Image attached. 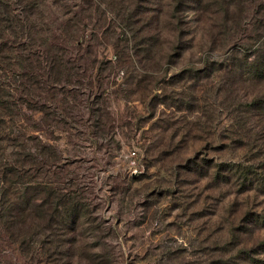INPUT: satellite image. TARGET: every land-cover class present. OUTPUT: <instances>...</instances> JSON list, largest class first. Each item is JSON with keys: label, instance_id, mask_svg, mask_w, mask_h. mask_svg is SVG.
Here are the masks:
<instances>
[{"label": "rangeland", "instance_id": "rangeland-1", "mask_svg": "<svg viewBox=\"0 0 264 264\" xmlns=\"http://www.w3.org/2000/svg\"><path fill=\"white\" fill-rule=\"evenodd\" d=\"M175 3L140 0L129 23L106 6L109 40L82 21L60 76L26 82L0 148L43 182L46 220L24 236L0 226V264H264V81L225 67L264 0H245L246 24L215 44L212 13L188 22L194 0L173 31Z\"/></svg>", "mask_w": 264, "mask_h": 264}, {"label": "trees", "instance_id": "trees-1", "mask_svg": "<svg viewBox=\"0 0 264 264\" xmlns=\"http://www.w3.org/2000/svg\"><path fill=\"white\" fill-rule=\"evenodd\" d=\"M139 1L0 0V132L9 130L13 133V127L17 124L19 116L18 108L25 105L21 94L24 89L27 91L26 82L31 76L35 78L36 83H39L41 75L54 78L63 72L62 66L68 62L64 55L66 50L64 42L74 43L79 47L85 45L84 38L80 39L78 33L80 26L83 25L82 21L85 23L88 19L89 23H93L94 28L98 29L97 33L105 28L103 35L108 39L110 35L108 28L104 27L107 22L104 8L109 6L112 9V16L116 15L117 20H121L122 23H129L132 16L144 13L142 9L138 13L135 11H131L130 15L126 13ZM175 1L174 20L169 21L168 25L172 26L173 31L182 32V22H185L182 17H188L185 14L189 10L185 7L186 0ZM234 1L231 2L237 10L227 8L223 13L217 9L214 14L206 8L204 0H194L197 7L188 22L193 28V24L205 20V17L212 13L209 20L220 21L214 24L210 32L214 44L217 42L216 34L223 29H227L228 32L237 29V32L234 31L237 34L246 24V20L242 21L245 0ZM213 6L217 7L215 4ZM181 12L185 14L182 15ZM161 13L165 12L161 11ZM262 15L263 18H260V13L253 14L252 21L246 25L252 26L249 37L251 42L238 43L230 47L233 48L232 61L225 67L232 66L233 74L239 81H264V22H261V19L264 20V12ZM111 21L113 23L110 22L109 25L113 24L112 30L117 32L120 26L115 17ZM58 29L60 33H57ZM259 29L263 32L258 33ZM92 52V45L88 44L87 54ZM5 67L9 70L6 71ZM235 80L238 81L236 78ZM4 137L11 138L4 133L0 135V139ZM11 140L15 145L21 146L18 137ZM5 154L0 148V226L11 236H24L23 233L28 226H31L30 223L41 227L46 220L43 202L47 199L46 187L41 181L36 180L32 183L31 180H27L24 177L25 172H22L23 166L14 164ZM49 193L48 198H54V194ZM41 199L42 202H38ZM249 258L253 262L256 260L252 256Z\"/></svg>", "mask_w": 264, "mask_h": 264}]
</instances>
